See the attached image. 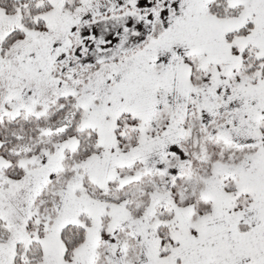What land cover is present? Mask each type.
<instances>
[{"label": "snow or ice", "instance_id": "snow-or-ice-1", "mask_svg": "<svg viewBox=\"0 0 264 264\" xmlns=\"http://www.w3.org/2000/svg\"><path fill=\"white\" fill-rule=\"evenodd\" d=\"M0 264H264V0H0Z\"/></svg>", "mask_w": 264, "mask_h": 264}]
</instances>
